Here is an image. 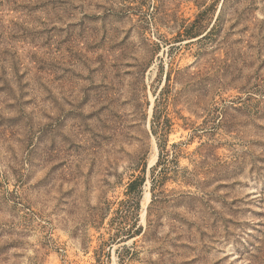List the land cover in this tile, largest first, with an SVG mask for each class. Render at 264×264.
<instances>
[{
  "label": "rangeland",
  "instance_id": "obj_1",
  "mask_svg": "<svg viewBox=\"0 0 264 264\" xmlns=\"http://www.w3.org/2000/svg\"><path fill=\"white\" fill-rule=\"evenodd\" d=\"M0 264H264V0H0Z\"/></svg>",
  "mask_w": 264,
  "mask_h": 264
},
{
  "label": "trees",
  "instance_id": "obj_2",
  "mask_svg": "<svg viewBox=\"0 0 264 264\" xmlns=\"http://www.w3.org/2000/svg\"><path fill=\"white\" fill-rule=\"evenodd\" d=\"M164 108H165L164 103H160V102L158 103V100L156 97L155 104L153 106L152 119H151L150 125H151L152 133L157 137V142H158V147H159V158L157 160V164H163V167L158 169L157 172L155 173V175H153L152 187H151L152 192H154L153 186L155 185V183L156 182L160 183L162 181V179L164 178L165 173L163 171H164L165 167H167V165L170 162L169 160L167 161V154L168 153H167L166 147H165L166 146V138L165 137L167 136L169 129L171 127V122H170L169 118L167 117V115L165 114ZM162 152H164L163 156L162 155L160 156V153H162ZM143 181H144L143 176H137L128 182L127 187H126V191H125V194L128 197L127 198L128 202H126V203H130V202H133V200L138 199L140 187L142 186ZM130 206H128V209L127 208L126 209L125 208L117 209L115 211V213L118 214V217L121 219H123L124 217L126 218L127 217L126 214H128V213L133 214V211L129 210ZM133 224H136V223L133 222L132 226H133ZM134 227H135V225H134ZM124 228L125 227H122L120 230H118L115 235H117L119 231L123 232ZM139 229H140V225H138L137 228L134 229L133 233L137 234L139 232ZM129 231H130V227L128 229H126V232H128L127 235L129 234ZM127 237H129V236H127Z\"/></svg>",
  "mask_w": 264,
  "mask_h": 264
},
{
  "label": "bare ground",
  "instance_id": "obj_3",
  "mask_svg": "<svg viewBox=\"0 0 264 264\" xmlns=\"http://www.w3.org/2000/svg\"><path fill=\"white\" fill-rule=\"evenodd\" d=\"M155 157H156V154L154 153L152 155L151 159L149 160V164H151V163H153L155 161ZM148 200H149V193L148 192H145L143 205H145Z\"/></svg>",
  "mask_w": 264,
  "mask_h": 264
}]
</instances>
